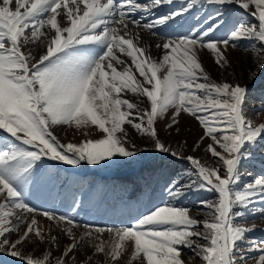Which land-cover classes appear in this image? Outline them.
Masks as SVG:
<instances>
[{
  "label": "snow or ice",
  "instance_id": "snow-or-ice-1",
  "mask_svg": "<svg viewBox=\"0 0 264 264\" xmlns=\"http://www.w3.org/2000/svg\"><path fill=\"white\" fill-rule=\"evenodd\" d=\"M175 3L0 0V255L18 264H78L76 254L86 248L79 264H120L126 253V264H189L196 257L200 264H264V241L250 239L256 226H246L250 217L264 219V157L262 171L241 184L244 165L264 153V123L248 118L249 85L212 80L202 60L206 50L227 72V50L246 44L255 82L264 72V0ZM208 6L214 11L200 16ZM194 9L195 23L181 31ZM141 32L159 36L157 56ZM258 95L264 111V86ZM182 115L202 129L192 151L210 141L204 151L214 166L160 138L158 122L167 116L166 130L178 135ZM62 127L87 138L62 143L55 134ZM130 130L149 147H138ZM141 153L154 162H187L188 169L166 182L160 203L125 226L89 225L26 199L30 188L71 182L59 165L120 167L139 162ZM189 193L212 196L198 201L204 219L177 203ZM78 207L73 197L71 211ZM28 244L47 247L37 257L24 251ZM183 249L194 256L186 261ZM53 250L61 254L53 257Z\"/></svg>",
  "mask_w": 264,
  "mask_h": 264
},
{
  "label": "rangeland",
  "instance_id": "rangeland-1",
  "mask_svg": "<svg viewBox=\"0 0 264 264\" xmlns=\"http://www.w3.org/2000/svg\"><path fill=\"white\" fill-rule=\"evenodd\" d=\"M183 2L184 0H176L175 7L178 8ZM168 7L171 6L161 8L156 12V15L166 12ZM213 11L214 9L211 6L205 9H198L200 16H205ZM196 14L197 9H194L192 14L188 16V22L181 31L187 30L188 27L195 23L192 16ZM242 18L252 19L251 17ZM143 34L148 33L141 32V35ZM148 36L159 42L158 35L151 36L148 34ZM33 47L35 50V46ZM246 48V44H241L239 48H229L227 50L226 55L230 62L227 72L215 65L213 57L206 50L202 54L203 66L210 74L212 80L216 82L228 81L249 85L251 90L248 100L250 111L247 115L254 124L259 125L264 123V111H260L261 103L258 95L260 87L264 86V72L260 73L255 82L249 80V71L256 70V62L251 58L252 50H246ZM154 51L156 52L154 56H157V50L154 49ZM168 122L169 118L166 116L165 119L157 124L162 140L170 144L174 149H179L182 146L185 155L199 157L203 162L213 165V158L204 151L205 146L210 141L205 140L201 144L200 150L192 151L195 142L202 135V129L197 120L187 115H182L178 135L174 130L169 134L166 130ZM82 131L62 127L58 128L55 134L62 143H80L87 138L82 135ZM130 131L133 132L132 139L138 147H149L144 138L134 135V130ZM89 135L92 139L97 138L92 130H89ZM184 141H187V143L185 144ZM261 157H264V153H258L254 161L244 165L241 184L254 179L262 171ZM59 167L68 169L64 174L71 177V182L57 190H51L46 186L30 188L29 192L25 194L28 203L41 210L74 215L76 220L101 227H122L129 224L139 212L146 211L152 205L160 203L166 182L170 179H175L177 176L184 175L188 169L187 162H154V158L151 155L143 153H141L139 162L120 167L82 166L78 171L70 169L69 166L59 165ZM73 197L79 202V207L75 209V212L71 211L73 208ZM211 198L212 196L208 193H189L186 198L177 203L179 206L188 207L193 217L202 220L205 218L206 209L199 205L198 201ZM42 223L47 224V221L42 220ZM252 224H255L256 230L249 234V238L256 241H264V219L259 216L250 217L246 221V226H251ZM23 230L22 227L20 231L23 232ZM16 238V234L10 236L12 240ZM107 238V233H105V239ZM65 243H67L66 240H61V251ZM46 247V245H40L35 248L34 245L28 244L24 251L26 253L31 252L39 257L44 253ZM84 251H87V249L85 248L76 254L78 264L85 259ZM60 254V251L53 250V257H58ZM252 255L256 254L253 253ZM182 256L187 261L190 256H194V253L188 249H183ZM100 259L102 260L103 257H100ZM128 259L129 255L126 253L120 264H126ZM0 264H18V262L15 258L0 255ZM189 264H200L199 257L190 261ZM248 264H256V261L249 259Z\"/></svg>",
  "mask_w": 264,
  "mask_h": 264
},
{
  "label": "bare ground",
  "instance_id": "bare-ground-1",
  "mask_svg": "<svg viewBox=\"0 0 264 264\" xmlns=\"http://www.w3.org/2000/svg\"><path fill=\"white\" fill-rule=\"evenodd\" d=\"M143 37H144V43H146V44H149V45H151L152 47V53H153V55H155L156 54V52L154 51V49H155V47H154V45H155V43H157L158 41H156L155 39H153V38H151L150 36H148V34H143L142 35ZM159 54V53H158Z\"/></svg>",
  "mask_w": 264,
  "mask_h": 264
}]
</instances>
